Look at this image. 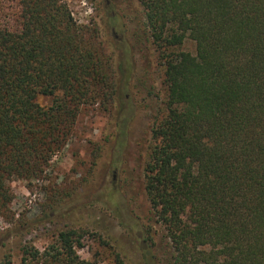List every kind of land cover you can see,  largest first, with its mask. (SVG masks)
<instances>
[{
  "label": "trees",
  "instance_id": "obj_1",
  "mask_svg": "<svg viewBox=\"0 0 264 264\" xmlns=\"http://www.w3.org/2000/svg\"><path fill=\"white\" fill-rule=\"evenodd\" d=\"M138 1L166 84L143 194L172 264H264V0ZM17 2L19 27L0 26V218L12 223L10 181L42 176L80 108L116 93L112 56L63 0ZM186 39L193 52L174 50ZM72 196L54 194L34 221ZM65 214L42 250L21 246L20 264H99L80 257L86 228ZM115 264H127L119 251Z\"/></svg>",
  "mask_w": 264,
  "mask_h": 264
},
{
  "label": "rangeland",
  "instance_id": "obj_2",
  "mask_svg": "<svg viewBox=\"0 0 264 264\" xmlns=\"http://www.w3.org/2000/svg\"><path fill=\"white\" fill-rule=\"evenodd\" d=\"M63 1L74 20L112 56L116 93L108 102L80 108L71 138L42 176L10 181L14 222L0 218V262L9 254L10 264H20L25 243L42 250L66 221L67 211L86 228L77 249L82 259L115 264L119 251L127 264H172L164 227L143 194L151 126L164 112L166 84L164 61L148 37L142 7L138 0ZM19 11L17 0H0V26L18 28ZM194 48L186 39L174 50ZM38 102L47 106L51 97L40 96ZM56 193L73 196L64 210L37 223L43 205Z\"/></svg>",
  "mask_w": 264,
  "mask_h": 264
}]
</instances>
